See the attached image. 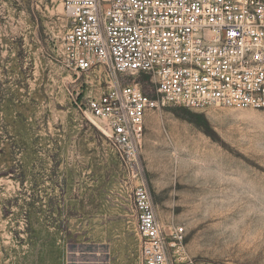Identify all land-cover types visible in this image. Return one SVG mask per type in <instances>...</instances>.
<instances>
[{"label":"rangeland","instance_id":"rangeland-1","mask_svg":"<svg viewBox=\"0 0 264 264\" xmlns=\"http://www.w3.org/2000/svg\"><path fill=\"white\" fill-rule=\"evenodd\" d=\"M70 27L61 0H0V264H138L134 169L86 112ZM138 163L189 261L264 264V110L159 106Z\"/></svg>","mask_w":264,"mask_h":264},{"label":"built area","instance_id":"built-area-1","mask_svg":"<svg viewBox=\"0 0 264 264\" xmlns=\"http://www.w3.org/2000/svg\"><path fill=\"white\" fill-rule=\"evenodd\" d=\"M61 1L71 25L64 60L98 82L86 112L134 169L138 264H218L189 261L183 228L165 231L138 154L147 115L159 106L264 110V0ZM141 77L150 78V94L134 81Z\"/></svg>","mask_w":264,"mask_h":264}]
</instances>
